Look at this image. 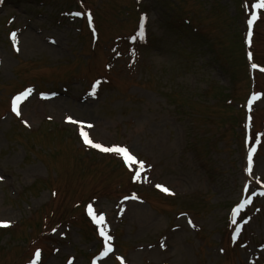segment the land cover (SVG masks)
Returning <instances> with one entry per match:
<instances>
[{
  "label": "rangeland",
  "instance_id": "obj_1",
  "mask_svg": "<svg viewBox=\"0 0 264 264\" xmlns=\"http://www.w3.org/2000/svg\"><path fill=\"white\" fill-rule=\"evenodd\" d=\"M75 1L92 14L94 46L72 15ZM75 1L0 3V112L24 82L68 87L49 101L30 97L16 119L0 118V222L10 224L0 230V264H21L37 249L41 264L73 256V264H90L102 238L89 204L105 214L113 237V253L98 264H120L117 257L124 264L264 262V136L254 140L264 133V98L251 106L260 122L251 138L243 139L239 108L248 91L243 33L253 10L244 16L239 0H143L148 39L102 56L113 35L133 30L134 0ZM263 28L259 22L254 43L264 60ZM50 35L54 45L45 40ZM67 114L93 125L85 130L94 142L126 146L144 161L148 182H134L119 157L84 145L79 124H65ZM249 196L237 217L248 222L233 241L231 212ZM52 219L61 226L52 228Z\"/></svg>",
  "mask_w": 264,
  "mask_h": 264
},
{
  "label": "snow or ice",
  "instance_id": "obj_2",
  "mask_svg": "<svg viewBox=\"0 0 264 264\" xmlns=\"http://www.w3.org/2000/svg\"><path fill=\"white\" fill-rule=\"evenodd\" d=\"M250 8L253 11H252L251 17L247 19V41H246L249 47L251 46V37L253 34L252 32L253 24L260 18L259 16L260 11L264 10V0H256L255 3H252L250 5ZM72 15L81 16L83 15V13L76 12V13H73ZM87 20H88L89 26L91 27L93 23V18L90 12L87 13ZM144 20H145V17H141V24H140L139 30L138 32H136V34L133 37H131L132 40L135 41L138 39L140 41H143L144 35H145ZM10 39L12 40L13 47H16L18 40H17V34L15 32L10 34ZM17 51H19L18 48H17ZM248 57H249V60L251 61L252 59L251 52L248 53ZM257 67L258 66L255 63L251 64L252 69H256ZM259 71L264 73V67L259 68ZM99 84H100V81H97L95 84L92 85V90L89 92L90 96H93V97L95 96L96 89ZM32 91L33 90L29 88L25 90L24 93L17 95L12 99L11 111L15 113L16 116L19 117L21 115L20 104L23 100L27 98L28 95L32 93ZM43 98H47V97H43ZM258 99H260V96L258 94H253L252 97L248 101L249 108H251L253 102H255ZM67 122L70 124H74V125L79 124V134L83 140L84 145H86L89 148L96 149L101 153L112 154V155L119 157L122 160L124 166L130 172L133 173L132 179L134 182H139L141 181V179H143L144 182H148V178L146 176L142 177V173L147 171L144 161L139 160L135 155H133L129 151V149L126 146H121V145L104 146L103 144L96 143L90 138L88 131L85 130L86 128H89V129L92 128L93 127L92 124L90 123L86 124V123L74 120L70 116L67 118ZM24 123L26 126H30L28 125L27 121H24ZM261 136H264V133L254 136V140L256 141V143L260 142ZM254 152H255V148H251L248 153V164H247V168L245 169V171L249 175L253 174L252 154ZM256 183H259L258 179L256 180ZM156 187L159 188L160 191L164 193H167L169 195H174V193H171L169 189L166 187H163L159 184L156 185ZM244 190L245 191L248 190L247 185L244 186ZM53 195H55V193H53ZM259 195L264 196V192H260ZM132 199H136V197L133 196ZM251 202H252L251 197L249 196L248 198L243 199L240 203H238L237 206L233 208L231 212V223L236 226L234 233H233V237H232L233 241H235L239 237L243 225L248 222V220L242 219V223H238L237 217L240 215V213L243 211V209L246 206L251 204ZM86 210H87L88 216L91 218L92 223H94L97 226L98 231H99V236L102 238V251L99 253V256L96 259H102V258L108 257L110 253H113L114 248L112 245L113 237L108 234L109 227L106 221L105 214L102 211L99 212V214H97V210L93 207L92 204H89ZM188 224L195 227V225L193 224L191 220H188ZM9 226L10 224L7 222H0V228H8ZM53 231H55V229H53ZM117 259L120 260V264H124V261L121 257H117ZM30 264H41V250L37 249L35 251L34 258L31 259ZM68 264H73L71 259L68 261ZM92 264H96V260H93Z\"/></svg>",
  "mask_w": 264,
  "mask_h": 264
}]
</instances>
